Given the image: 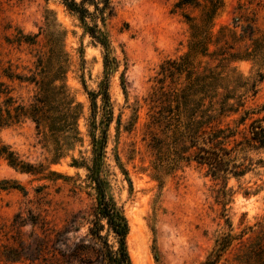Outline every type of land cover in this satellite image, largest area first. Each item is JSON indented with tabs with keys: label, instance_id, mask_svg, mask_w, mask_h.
<instances>
[{
	"label": "rangeland",
	"instance_id": "1",
	"mask_svg": "<svg viewBox=\"0 0 264 264\" xmlns=\"http://www.w3.org/2000/svg\"><path fill=\"white\" fill-rule=\"evenodd\" d=\"M175 1L111 0V12L106 9L103 19L92 5H87L89 15L82 19L60 0H0V82L9 94L26 101L32 87L19 85L5 73L28 76L36 71V56L56 48L67 91L83 110L78 120L81 141L73 145L52 141L48 147L52 151L30 120L0 131L2 142L38 170L22 172L0 157V180L16 185L0 190V243L20 249L19 242H24L23 248L32 249L30 224L19 228L12 224L17 213L21 218L39 216L50 227L61 226L95 201L89 172L93 153L87 91L97 92L100 82L108 78L113 113L100 173L107 195L128 221L126 241L132 264H202L216 239L225 235H230V245L216 264L264 262V149L237 153V162H244L247 169L240 176L227 175L225 181L213 178L193 161L158 172L154 168L157 156L144 127V98L159 85L160 63L186 51L188 26L173 8ZM225 1L217 24L241 16L264 30V0ZM93 25L116 59L112 68L104 67L105 51L88 32ZM233 65L249 82L257 78L258 70L263 72L257 92L247 97L246 105L255 108L257 116L264 115V66L259 68L252 60ZM62 145L61 151L56 149ZM84 231L82 226L78 234ZM0 264L57 262L45 252L37 260L0 258Z\"/></svg>",
	"mask_w": 264,
	"mask_h": 264
},
{
	"label": "trees",
	"instance_id": "2",
	"mask_svg": "<svg viewBox=\"0 0 264 264\" xmlns=\"http://www.w3.org/2000/svg\"><path fill=\"white\" fill-rule=\"evenodd\" d=\"M60 2L82 19L89 15L87 5H92L102 19L105 10L112 9L111 0ZM225 3V0H176L173 4L188 26L186 51L160 63L156 78L159 85L144 98L147 106L144 127L151 135L149 145L156 151L157 172L174 169L181 161H193L204 166L213 178L225 181L227 175L240 176L247 169L244 162H237V153L264 149V115L257 116L258 111L246 105L247 97L257 92L263 72L258 70L257 78L249 82L233 65L252 60L259 68L264 66V30H258L252 21L242 20L241 16L217 24L216 18ZM96 30L97 25L88 28L105 51L104 67L112 68L116 59L110 56L105 37ZM57 51L51 48L46 56H36V71L28 76L5 73L19 85L32 87L26 101L10 95V90L0 82V131L30 120L47 149L52 141L54 144L64 140L63 145L68 141V145H73L82 139L78 128L82 106L67 91L61 75L65 70ZM108 89L105 78L97 92L87 91L88 133L93 153L89 172L96 190L95 201L88 209L73 213L61 226L50 227L39 216L21 218L20 213L15 214L12 224L16 228L27 224L32 227L33 246L27 251L24 242H19L20 249L0 243V258L4 261L37 260L47 252L57 264H132L126 241L128 221L121 207L107 195L100 173L113 113ZM63 145L56 149L61 151ZM0 157L22 172H38L1 139ZM55 159L57 156L52 161ZM10 183L0 180V190L16 187ZM82 226L85 231L78 234ZM230 240V235L217 238L202 264H216Z\"/></svg>",
	"mask_w": 264,
	"mask_h": 264
}]
</instances>
